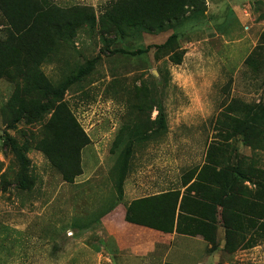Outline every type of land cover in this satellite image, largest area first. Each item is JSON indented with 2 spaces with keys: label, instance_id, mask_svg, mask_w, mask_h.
Wrapping results in <instances>:
<instances>
[{
  "label": "rangeland",
  "instance_id": "obj_1",
  "mask_svg": "<svg viewBox=\"0 0 264 264\" xmlns=\"http://www.w3.org/2000/svg\"><path fill=\"white\" fill-rule=\"evenodd\" d=\"M125 1L52 0L60 8L87 6L94 13V24L60 42L39 66L57 86L96 59L62 99L89 141L79 154L81 174L72 182L36 148L51 112L42 122L15 123L18 108L8 103L25 83L0 79V264H179L177 256H198L196 247L180 243L198 244L193 238L216 251L219 264H264V239L230 253L197 237L178 238L124 220L132 201L182 192L187 173L205 165L215 169L206 155L217 146L222 149L215 160L223 167L264 164L263 129L257 127L261 132L244 144L223 140L230 117L244 118L247 107L264 113V0H198L182 17L151 31L127 25L126 15L132 17ZM3 29L0 14V36ZM170 36L174 50L160 49ZM137 49L145 51L129 52ZM175 55H181L179 64L171 61ZM14 144L27 159L24 189ZM231 187L254 190L247 182ZM256 233L263 234L250 228L244 235L259 238Z\"/></svg>",
  "mask_w": 264,
  "mask_h": 264
},
{
  "label": "trees",
  "instance_id": "obj_2",
  "mask_svg": "<svg viewBox=\"0 0 264 264\" xmlns=\"http://www.w3.org/2000/svg\"><path fill=\"white\" fill-rule=\"evenodd\" d=\"M125 2L123 7L128 8L126 13L132 17L126 15L125 21L138 31L160 30L165 20L182 17L185 9H192L198 4V0ZM0 14L4 27L3 36H0V79H21L26 85L20 90L16 88L8 103L18 108L14 110L13 121L16 123L27 118L30 123L42 122L43 117L51 112L36 148L58 170L64 181L72 182L81 174L79 154L89 141L62 99L69 86L84 76L96 59L87 61L73 76L57 86L46 80L39 66L60 42L73 38L79 28L94 24L93 10L87 6L60 8L52 0H0ZM116 25L118 29L124 28ZM173 39L174 36H170L159 48L173 51ZM144 51L137 49L129 52L134 55ZM170 58L179 64L181 55ZM245 113L244 118L233 116L227 124H223L228 129L224 141L236 138L244 144L253 132H261L257 127L264 130L263 112L247 107ZM156 117L163 126L164 118L160 111ZM118 141L119 135L111 149L117 146ZM11 149L20 167L19 186L24 189L28 184L25 179L27 159L15 144L11 145ZM220 149L222 147L217 146L206 155L215 169L210 171L205 165L199 172L187 173L182 178V192L170 190L132 201L125 211V222L163 234L197 237L230 253L257 245L264 239V164L258 166L253 162L243 169L242 164L237 162L233 167H223L219 159L215 160ZM240 182L251 183L254 190L250 192L243 187L231 191V186ZM213 185L216 190H213ZM250 228L263 234L256 233L259 238L251 235L246 238L244 234ZM217 236L221 238L219 244Z\"/></svg>",
  "mask_w": 264,
  "mask_h": 264
},
{
  "label": "crops",
  "instance_id": "obj_3",
  "mask_svg": "<svg viewBox=\"0 0 264 264\" xmlns=\"http://www.w3.org/2000/svg\"><path fill=\"white\" fill-rule=\"evenodd\" d=\"M148 230L153 231L151 229H148ZM154 232H156V231H154ZM172 235H174L178 238L186 237V236L178 235L176 233H173ZM191 240L197 241L198 244H192V243L190 244L188 242H184V243L180 242L182 245V248L184 247V244H186V246H189V247L194 246V247H196V252L198 253V256L191 255L188 260L185 258L181 259L177 256L175 262H177L179 264H219V261H218L219 258L216 254L217 253L216 251H212V252L208 251L206 245L204 243H202L203 241H201L199 239L193 238ZM177 249H178V247H177ZM191 258H192V261H191Z\"/></svg>",
  "mask_w": 264,
  "mask_h": 264
}]
</instances>
